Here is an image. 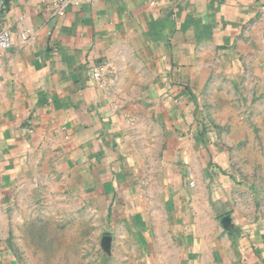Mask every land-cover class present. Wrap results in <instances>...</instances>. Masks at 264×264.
<instances>
[{"label":"crops","instance_id":"obj_1","mask_svg":"<svg viewBox=\"0 0 264 264\" xmlns=\"http://www.w3.org/2000/svg\"><path fill=\"white\" fill-rule=\"evenodd\" d=\"M49 1L0 0L14 38L0 61V264H20L2 231L10 198L50 177L130 231L148 264H264V221L235 206L203 101L221 66L264 72V0H95L65 16Z\"/></svg>","mask_w":264,"mask_h":264},{"label":"rangeland","instance_id":"obj_2","mask_svg":"<svg viewBox=\"0 0 264 264\" xmlns=\"http://www.w3.org/2000/svg\"><path fill=\"white\" fill-rule=\"evenodd\" d=\"M246 67L214 70L203 83V101L209 126L230 154L235 206L264 221V72ZM16 189L2 231L20 264H148L131 232L74 198L66 179Z\"/></svg>","mask_w":264,"mask_h":264},{"label":"built area","instance_id":"obj_3","mask_svg":"<svg viewBox=\"0 0 264 264\" xmlns=\"http://www.w3.org/2000/svg\"><path fill=\"white\" fill-rule=\"evenodd\" d=\"M95 0H50L49 7L55 15L65 16L67 9L70 7H79L83 4H91ZM5 9V5L2 3L0 6V13ZM25 38V36H24ZM14 44V38L9 30L0 31V61L4 54L9 51ZM106 72V68H101L94 75L95 82L102 88L105 87L103 75ZM194 186V184H192Z\"/></svg>","mask_w":264,"mask_h":264}]
</instances>
